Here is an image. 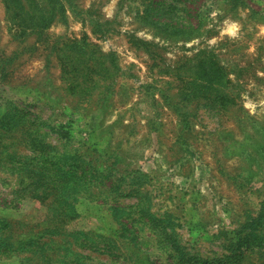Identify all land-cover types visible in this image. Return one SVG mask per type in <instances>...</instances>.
<instances>
[{
    "label": "rangeland",
    "instance_id": "374dc122",
    "mask_svg": "<svg viewBox=\"0 0 264 264\" xmlns=\"http://www.w3.org/2000/svg\"><path fill=\"white\" fill-rule=\"evenodd\" d=\"M0 264H264V0H0Z\"/></svg>",
    "mask_w": 264,
    "mask_h": 264
}]
</instances>
